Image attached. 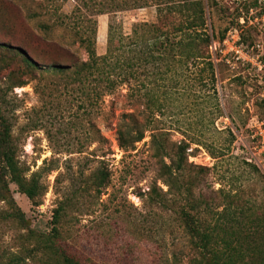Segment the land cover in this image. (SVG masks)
I'll return each instance as SVG.
<instances>
[{
	"label": "rangeland",
	"instance_id": "1",
	"mask_svg": "<svg viewBox=\"0 0 264 264\" xmlns=\"http://www.w3.org/2000/svg\"><path fill=\"white\" fill-rule=\"evenodd\" d=\"M101 1L0 0V46L20 45L39 54L49 43L61 50L60 59L74 55L87 60L81 44V38L90 35L87 25L96 27V52L103 55L110 23L130 34L135 23L157 20L155 6L99 13ZM206 8L210 33L216 35L210 51L217 94L199 79L198 63L181 69L173 81L175 88L166 90L163 114H146L151 118L148 129L169 131L170 142L189 141L188 163L208 170L198 176L187 170L183 183L192 181L197 196L208 198L218 209L229 206L238 219L250 224L264 216V156L258 150V132L264 126V71L235 58L231 33L238 34L243 50L264 59V20L257 0H206ZM3 51L0 47V103L4 95L3 106L8 107L13 132L22 144L18 158L29 173L40 172L46 191L36 206L11 185L27 223L0 218V264L12 257L23 259L20 264H45L40 255L32 256L37 241L32 231L53 233L54 226L69 253L85 264H189L196 251L177 212L186 193L169 205L151 202L147 195L153 185L165 192L169 188L161 163L153 156L151 131L134 150L125 152L118 146L117 124L123 114L141 117V107L132 108L126 99V88L107 95L102 107L98 102L89 115L86 107H79L78 94L51 78L40 81V92L35 91V82L11 88V71L19 79L29 76L20 60H8ZM97 130L106 142L95 140ZM101 161L111 171L110 185L100 195L91 189L83 194L86 180ZM165 161L170 163L169 158ZM81 193L54 224L53 212L60 202ZM166 197L174 199L171 193ZM7 204L0 199L1 213ZM202 216L211 220L209 214Z\"/></svg>",
	"mask_w": 264,
	"mask_h": 264
},
{
	"label": "trees",
	"instance_id": "2",
	"mask_svg": "<svg viewBox=\"0 0 264 264\" xmlns=\"http://www.w3.org/2000/svg\"><path fill=\"white\" fill-rule=\"evenodd\" d=\"M108 4L109 8L106 7ZM98 6L99 13L155 6L157 20L135 23L130 34H125L117 23L115 26L110 23L107 50L103 55L96 52V27L87 25L90 35L81 38V44L88 54L87 60L77 59L74 55L60 59L61 50L49 43L42 47L39 54L20 45L2 43L3 56L8 60H20L23 73L29 76L19 79L11 71V88L35 82L34 89L40 92V81L51 78L57 86L64 84L66 90L78 94L79 107H86L90 115L98 102L102 107L107 95L125 87L126 99L132 108L141 107V117L138 120L135 112L123 114L117 124L118 146L125 152L134 150L136 144L144 139L146 131H151L153 156L160 161L161 176L169 188L165 192L153 185L147 195L151 202L169 205L171 201L178 200L179 194L186 193L185 203L177 208V212L196 251L189 264H264V216L257 217L249 224L238 219L237 213L230 211L229 206L218 209L219 206H213L208 198L201 194L197 196L193 182L189 180L183 183L181 177L187 170L195 171L197 176L203 175L208 168L188 163L191 143L186 140L170 142L169 131L148 129L151 118L146 114H163L166 90L175 88L173 81L182 74L181 69L189 70L191 64L198 63L201 68L199 79L204 85L211 84L214 94H217L216 63L210 51L216 35L210 33L206 0H102ZM220 40L224 41V36ZM44 58H50V61L46 62ZM205 77L208 80H203ZM1 98L4 103V95ZM3 103H0V199L8 202V208L0 212V218L26 226V215L15 202L11 185H16L17 191L25 194L36 206L40 204L39 199L45 194L46 186L40 172L29 173L30 168L25 167L18 158L22 144L13 132L8 107ZM94 134L96 141H107L98 130ZM48 137L51 141L50 133ZM219 152L223 154L224 148ZM166 158L170 163L165 161ZM101 162L86 180L81 191L83 194L91 189L97 196L110 185L111 171L104 161ZM249 165L257 168L253 163ZM168 193L173 194V200L166 197ZM81 195L60 202L53 212L54 224L61 221L63 212L66 213L67 208L74 205ZM205 213L211 215V220L203 218L202 214ZM53 231L43 234L32 231L33 238L37 239L32 256L40 255L45 264H85L69 253L58 239L57 226L53 227ZM21 261L23 259L12 257L4 264H20Z\"/></svg>",
	"mask_w": 264,
	"mask_h": 264
},
{
	"label": "built area",
	"instance_id": "3",
	"mask_svg": "<svg viewBox=\"0 0 264 264\" xmlns=\"http://www.w3.org/2000/svg\"><path fill=\"white\" fill-rule=\"evenodd\" d=\"M260 10L262 12V19L264 20V0H258ZM241 21L245 22L244 17H241ZM237 31L236 29L234 30ZM232 39H233V45L231 46V50L235 53V58L237 60H240L242 62H247L250 64H253L257 66L259 71H264V61L260 59L259 57H256L255 55H251L249 52L243 50L239 42V36L237 33H231ZM262 97L264 98V93L262 94ZM260 136V142L258 145L259 153L264 156V126L260 127L259 132ZM255 162L257 161V158H254Z\"/></svg>",
	"mask_w": 264,
	"mask_h": 264
}]
</instances>
